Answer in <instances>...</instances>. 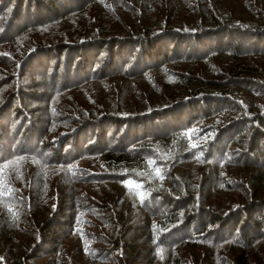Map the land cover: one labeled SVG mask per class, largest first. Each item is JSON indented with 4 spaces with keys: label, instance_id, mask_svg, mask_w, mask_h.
I'll return each instance as SVG.
<instances>
[{
    "label": "trees",
    "instance_id": "1",
    "mask_svg": "<svg viewBox=\"0 0 264 264\" xmlns=\"http://www.w3.org/2000/svg\"><path fill=\"white\" fill-rule=\"evenodd\" d=\"M5 47L0 74L20 89L0 97V170L24 186L0 195V264H77L69 239L82 260L101 244V264L108 249L120 264H264V0H0ZM34 63L54 79L21 82ZM45 79L47 103L29 86ZM94 84L107 106L68 110L48 137L58 95Z\"/></svg>",
    "mask_w": 264,
    "mask_h": 264
},
{
    "label": "rangeland",
    "instance_id": "2",
    "mask_svg": "<svg viewBox=\"0 0 264 264\" xmlns=\"http://www.w3.org/2000/svg\"><path fill=\"white\" fill-rule=\"evenodd\" d=\"M63 28H65V27L62 26V25L58 26L59 31L62 30ZM24 41L25 40L20 41V43L24 44ZM1 50H2L1 51L2 54H4V55L3 56H2V54L0 55V60H3V58L4 59L5 58L9 59V55H11L9 52H10L11 49L8 48V47H5L4 49H1ZM9 61H11V60H9ZM0 68H2V69H0V72H3V74H4L5 72H4L3 66L1 64H0ZM26 69H31V71H29V75H28V77H26V79H21V80H24V81H21V82L26 83L25 81L27 80L29 82L36 83L35 81H37V79H40V77H37L38 74H44V73H45V76L48 77L50 80L54 79V78H52L54 76H52L51 74H48L45 71H42V69L36 64L33 65L31 68L26 67ZM49 79H45V83H46L45 88H37V87H34L35 85H29V86H31L33 90H35V91H37L39 93L43 92V94H45V95H39V97L41 96V97H43V99L44 98L47 99L48 90L51 89L54 86V85L53 86L50 85ZM19 80H20V78H18L17 73H15L14 76H10V77H7L5 79H4V76L0 74V97L3 98L5 95H7L9 93H14L16 91V89L19 90L20 89V87L18 85ZM5 82H9V86L1 87V84H4ZM115 83H117V84H115ZM117 85L119 87V83L114 81V80L111 81L110 83L109 82L104 83V85L102 87H105V88L100 90V94H105L106 98L111 96V99H112V97H114V99H115L116 98V94H115L114 90H115V87L117 88ZM26 86L29 87L27 84H26ZM94 86H95V84L94 85H89V86H84V87H81L80 89H78L77 91L73 92L72 94L71 93H65L63 95L62 94L58 95L57 100L59 102L58 103L56 102L57 105L55 104L54 106L56 108L55 112L57 113L56 114L57 116H56L55 119H57V121H59V123H58V125H56L57 127H55L54 132L51 133L50 136H48V137H50V138L52 136L53 137H57L59 135V133L61 132L60 128L64 124V123H60V120H63L62 117L64 115L66 116L68 114V112H69L68 110H70V113H71V110L73 111L74 108L75 109L82 108L85 105L90 106L89 105V100H91V99L95 100L96 105L100 106V108L103 107V106H107V104H108V102H110V100L108 102H105V100H104V98L102 96L98 97L94 92L92 93V89H94ZM143 87H144V85L139 82V89L140 88L142 89ZM119 89H122V87H120ZM135 89H137V88H135ZM131 92H133L132 89H131ZM90 95H91V97L89 99L81 100V98H85L86 96H90ZM35 96H37V94ZM39 99L40 98H38V100ZM38 100L33 101V103H30L29 107L30 108L34 107V109H31L29 111L32 114H33L32 111H34L35 108H37ZM47 101H48V99L46 100V103H47ZM114 101L116 102L117 100H114ZM114 101H113V103H115ZM42 104H44V105H38V108H37L40 111L44 110V106H46V108L49 106V104H45V103H42ZM133 106H135V105H133ZM43 113L46 114L47 119H49L54 114V111L53 110H48L47 112H45V110H44ZM35 115L36 114H34V116ZM47 154H48V152H47ZM73 167L77 168V169L79 168L81 171H84V172H89L90 171V169H86V168H88V166H85L81 162L75 163V165H73ZM0 174L10 177L9 175H6L1 170H0ZM23 186L24 185L21 182L17 181V179L14 180L12 177H10L8 179V181H6V182H5V179L1 180L0 195L3 194L4 195L3 197H5V198L13 196L14 198L20 199V201H21V198H22L21 197V191L23 190ZM73 186H74L73 193H74V196H76L75 198L77 199L79 204H81L88 211H90L91 215H93V216H95L97 218L103 219L105 217V215L102 212V210L101 209L92 208V205L90 204V202L88 200L89 196H93V194L91 192L92 191H97V189L95 187H93V186H90V187L89 186H85L83 183H81L80 180H79L78 183H75ZM130 186L131 187H135L132 184ZM46 196H47V193H45L42 198H45ZM52 198H54V197L53 196L52 197L48 196L47 199H46L48 201L45 200L46 204H51L52 203ZM89 199H91V197H89ZM43 211H45V213L48 212V210L47 209L45 210V208H44ZM82 216H83V218L85 216V219L88 220L89 222H90V220H92L86 214L82 215ZM40 218H42V217H40ZM94 222H96V224L98 226H100V227L102 226L101 223H98L96 220ZM93 224H95V223H93ZM88 232L90 234H92V237H93V235H95L99 231H98V228H91L90 231H88ZM72 244H74L73 240L69 239V241L67 243V247L65 248V253L68 256V258H66V259L68 261L73 262V263L75 261H77V264H101L102 263L100 261V254L97 252V248H99V246L101 244H98L96 242H89V243L86 244V246L88 245V249H89V251L87 252V256L89 257L90 261L86 257H85V259L82 260V257L77 254V251L72 250V248H70V246ZM138 245H140V244L138 243ZM140 248H142V247H140ZM108 251H111V254L113 253V258L111 259V261H110L111 263L110 264H120V262H118V260H116L117 258H120L119 257L120 256L119 253L116 252V251L109 250V249H108ZM161 255H163V254H161ZM183 256H184L183 258H184V260H185V262L187 264H197V259L199 258V254L198 253H190V251H188V252L184 253ZM41 257L43 258L42 261H38V262H36L34 264H51L52 263V261H49V258H47V256H41Z\"/></svg>",
    "mask_w": 264,
    "mask_h": 264
}]
</instances>
